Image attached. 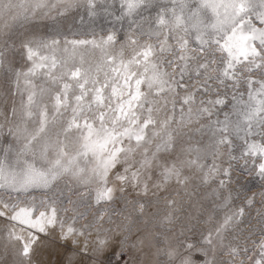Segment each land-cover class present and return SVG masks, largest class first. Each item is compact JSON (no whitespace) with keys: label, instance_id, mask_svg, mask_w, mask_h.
Wrapping results in <instances>:
<instances>
[{"label":"snow or ice","instance_id":"obj_1","mask_svg":"<svg viewBox=\"0 0 264 264\" xmlns=\"http://www.w3.org/2000/svg\"><path fill=\"white\" fill-rule=\"evenodd\" d=\"M77 9L126 20L123 39L116 28L98 39L14 38L17 25ZM16 49L22 66L10 59ZM0 73L13 97L0 112V231L21 264L57 228L89 251L88 225L75 224L83 214L63 208L64 182L99 204L129 187L188 191L193 181L204 188L195 211L207 227L178 244L158 233L157 255L166 264H225L221 254L264 264V211L258 233L242 227L256 194L242 199L232 175L243 161L236 168L264 188V0H0ZM177 203L167 201L162 228L179 219ZM69 211L72 223L61 215ZM95 243L102 251L108 241Z\"/></svg>","mask_w":264,"mask_h":264},{"label":"rangeland","instance_id":"obj_2","mask_svg":"<svg viewBox=\"0 0 264 264\" xmlns=\"http://www.w3.org/2000/svg\"><path fill=\"white\" fill-rule=\"evenodd\" d=\"M114 7L118 8V3ZM116 15H119V13L116 12ZM112 28L120 29L119 35L123 39L124 31L127 29V21L117 22L112 16L105 14L103 11H98L96 16L89 17L85 9H77L64 17L57 18L56 21L47 18H36L27 23L17 25L13 30V35L17 39V42L26 35L35 34L50 37L55 36L57 31H59L62 40L64 38L69 40L98 39ZM96 55H99V53L97 52ZM10 59L16 66H22L25 63L24 55L20 49L13 51L10 54ZM0 74L2 77H0V110L4 108V111H6L10 108L13 97L9 92L8 77L3 73ZM0 142L6 141L0 140ZM237 163L242 164L243 161L233 162L235 170L232 175L234 178H238L239 185L243 186L241 198L256 194L255 203L248 209L246 224L242 225V227L254 226V231L258 233L260 225L257 222V215L259 212L264 211V205L260 203V194L264 192V188L261 187V181L258 177L237 169ZM227 166V157H225L224 167ZM235 186L237 185L234 182ZM60 189L62 190V199L64 200L63 208H75L76 212L83 214L77 218L75 224L77 228L88 225L84 229L85 234L95 231L94 234L98 238L107 240L109 233L113 229L120 228L123 231L121 237L123 239H121L122 243L118 244L115 249L119 248L118 254H116L117 251L115 250L113 252L110 251V255L107 258L108 264H123L127 261L129 249L136 245L134 238L143 235L146 245L152 247V249L154 248L153 251L156 256L154 264H166L165 257L157 255L156 250L161 246L158 240L162 239V237L157 236L158 233L169 236L174 244H178L184 241L185 238L190 242L197 240L200 232L207 227V225L202 223L203 218L195 211V207L199 206L201 197L204 195L203 186H200L196 181H193L189 185L188 191L172 187L165 193H158L154 196L144 195L136 197L126 195L122 201L115 198L111 201H101L99 204L95 203L93 198L82 199L81 194L84 192L82 186L71 182H64L60 185ZM33 195L39 197L42 195V192L37 191ZM0 196V198L7 199V194L4 192H0ZM154 197L157 200L152 204L151 201ZM169 198L178 201L176 207L179 211L176 212V215L179 219L174 224L162 228L160 226V219L165 212L170 210L167 206ZM68 201H72L73 204H69ZM141 204L144 206L143 210L140 208ZM61 215H64L66 220L72 223L71 217L74 215L72 211L67 213L61 212ZM233 235L238 236L240 246L244 247L243 236H247L248 233L244 232L243 236L237 233H233ZM248 244L251 246V240L248 241ZM0 250L4 252V255L0 253L1 258L8 259L7 250L3 249L1 243ZM221 257L225 261V264H228L231 259L224 254H221ZM241 260H243V264H248L247 258L242 256L236 257L235 261H232L231 264H240Z\"/></svg>","mask_w":264,"mask_h":264},{"label":"bare ground","instance_id":"obj_3","mask_svg":"<svg viewBox=\"0 0 264 264\" xmlns=\"http://www.w3.org/2000/svg\"><path fill=\"white\" fill-rule=\"evenodd\" d=\"M0 112H4V108H1ZM172 187L174 188L176 187V185L171 184L166 191H168ZM166 191H157L155 189H152L149 192L144 193L137 192L136 190L129 187L126 188L125 192L123 193L116 192L113 199L118 198L119 201H122L123 197H125L126 195H133L136 197H141L144 195L154 196L155 194L165 193ZM152 199L153 200L151 202L153 204L157 199L156 197ZM67 222L70 223L71 221L69 222L67 220ZM58 233L59 228H57L56 231L51 235L40 234L42 237V242L37 245L35 250L31 253V264H69V262H71V264H108L107 258L108 255H110V251L113 252L116 249L117 245L121 244L123 240L121 238L123 231L120 228H117L115 230L113 229V231L109 233V236L107 238V247H105L102 251L96 250L95 241L98 239V237L94 234L95 231H90L85 234V237L87 238V242L89 244V251L84 254L79 251L77 246L71 244L70 242L61 240L58 237ZM134 240L136 241V245L129 249L128 260L123 264H154L156 258L153 251L154 248L152 249V247L146 245L144 235L136 236ZM83 242L84 241L82 240L81 243ZM0 243L3 245V249L5 251L7 250V254L9 255L8 259H2L0 256V264H21V260L17 254L16 248H14L7 241L2 231H0ZM118 250L119 248L115 250L117 251L116 254H118ZM0 253L4 255V252L2 250H0Z\"/></svg>","mask_w":264,"mask_h":264}]
</instances>
